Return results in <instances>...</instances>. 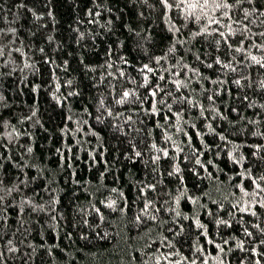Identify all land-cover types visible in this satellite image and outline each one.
<instances>
[{"label":"trees","instance_id":"obj_1","mask_svg":"<svg viewBox=\"0 0 264 264\" xmlns=\"http://www.w3.org/2000/svg\"><path fill=\"white\" fill-rule=\"evenodd\" d=\"M0 264H264V0H0Z\"/></svg>","mask_w":264,"mask_h":264},{"label":"snow or ice","instance_id":"obj_2","mask_svg":"<svg viewBox=\"0 0 264 264\" xmlns=\"http://www.w3.org/2000/svg\"><path fill=\"white\" fill-rule=\"evenodd\" d=\"M205 3H207V0H205ZM224 7H228V5L225 4ZM127 95H128V93H125V96H127ZM137 155H139V153H137Z\"/></svg>","mask_w":264,"mask_h":264}]
</instances>
